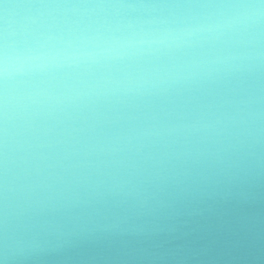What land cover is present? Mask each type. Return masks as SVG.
<instances>
[{
  "label": "clouds",
  "instance_id": "1",
  "mask_svg": "<svg viewBox=\"0 0 264 264\" xmlns=\"http://www.w3.org/2000/svg\"><path fill=\"white\" fill-rule=\"evenodd\" d=\"M0 264H264V0H0Z\"/></svg>",
  "mask_w": 264,
  "mask_h": 264
}]
</instances>
